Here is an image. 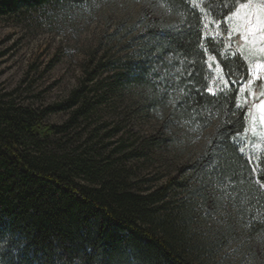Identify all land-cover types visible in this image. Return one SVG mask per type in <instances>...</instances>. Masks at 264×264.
I'll use <instances>...</instances> for the list:
<instances>
[{"label": "trees", "instance_id": "trees-1", "mask_svg": "<svg viewBox=\"0 0 264 264\" xmlns=\"http://www.w3.org/2000/svg\"><path fill=\"white\" fill-rule=\"evenodd\" d=\"M108 1L0 0V18H72ZM144 1L161 18L114 26L104 39L118 52L91 53L66 100L35 109L0 97V264H264V148H247L243 84L207 92L216 60L246 82L247 62L220 55L239 44L221 19L236 0ZM127 98L169 137L141 141L124 120L112 125L107 111ZM56 113L66 121H45ZM195 140L177 176L135 172V160Z\"/></svg>", "mask_w": 264, "mask_h": 264}, {"label": "rangeland", "instance_id": "rangeland-1", "mask_svg": "<svg viewBox=\"0 0 264 264\" xmlns=\"http://www.w3.org/2000/svg\"><path fill=\"white\" fill-rule=\"evenodd\" d=\"M142 13L149 20L161 18V9L144 0H112L97 6L94 12L72 18L58 16L49 19L30 14L0 18V97L9 96L8 99L15 104L35 109L66 100L84 80V66L91 53L100 47V55L104 48L111 49L112 53L118 52L121 46L115 40L104 39L106 34L110 35L113 27L122 22L131 26ZM233 38L239 40L238 35L234 34ZM211 66L215 72V63ZM216 78L214 73V91L218 90ZM260 84V81L255 82V96L241 93L242 100L246 98L252 106L245 135L247 148L257 153L264 148V121L259 119L256 107L264 100L260 95L264 87ZM135 102H138L137 98H127L124 102L118 101L114 109H109L107 116L112 125L124 120V128L141 141L169 137V130L163 129V121L157 115L135 113ZM67 117L68 113H56L45 121L60 125ZM173 130L174 127L170 132ZM200 143L195 140L186 141L181 146L166 144L155 151L150 160H135L132 163L135 172L146 180L155 178L157 182H163L171 175L177 176ZM255 248L264 259V246L257 244Z\"/></svg>", "mask_w": 264, "mask_h": 264}, {"label": "snow or ice", "instance_id": "snow-or-ice-1", "mask_svg": "<svg viewBox=\"0 0 264 264\" xmlns=\"http://www.w3.org/2000/svg\"><path fill=\"white\" fill-rule=\"evenodd\" d=\"M221 19L225 21L224 31L227 33L228 38L231 39L234 34L238 35L240 43L235 51L221 52L220 55L224 57V60H227L229 56L240 57L247 62L248 68L245 74L246 82H244L239 78H234L235 74L223 60H216L215 74L217 78L215 83L218 90L227 93L232 91L233 85L243 84L236 91L255 96V82L260 81V86L264 87V0H245L243 3L236 0L234 9H230ZM213 23L217 29L220 28L219 20L213 21ZM218 38V33H213V35L207 37L210 41ZM231 47L230 44H224L225 49ZM207 92L216 95V91L212 87H208ZM260 95L264 97V91H261ZM246 104H248L246 98L243 101L240 98L235 100V106L238 109H244ZM251 107V105H248L249 109ZM256 107L260 113L259 119L264 121V100ZM252 123L255 125L256 121L253 120ZM244 131H247V129ZM236 135L239 137L240 133L238 132ZM239 151L243 152L244 149L240 148Z\"/></svg>", "mask_w": 264, "mask_h": 264}]
</instances>
